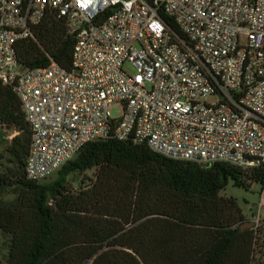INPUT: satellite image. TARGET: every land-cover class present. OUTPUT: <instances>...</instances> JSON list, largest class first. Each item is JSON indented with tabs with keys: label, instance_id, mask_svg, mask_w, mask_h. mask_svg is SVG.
Here are the masks:
<instances>
[{
	"label": "built area",
	"instance_id": "2783aa9c",
	"mask_svg": "<svg viewBox=\"0 0 264 264\" xmlns=\"http://www.w3.org/2000/svg\"><path fill=\"white\" fill-rule=\"evenodd\" d=\"M50 12L72 40L71 66L24 69L16 44ZM0 85L30 131V182L107 138L171 160L264 171V0H0ZM260 186L246 221L251 260L264 255Z\"/></svg>",
	"mask_w": 264,
	"mask_h": 264
},
{
	"label": "trees",
	"instance_id": "16d2710c",
	"mask_svg": "<svg viewBox=\"0 0 264 264\" xmlns=\"http://www.w3.org/2000/svg\"><path fill=\"white\" fill-rule=\"evenodd\" d=\"M164 23L178 36L170 18ZM72 40L50 12L34 27L33 39L16 44L24 69L50 61L71 66ZM0 126L13 128L7 152L21 170L0 173V231L9 235L5 264H249L252 232L232 197L220 196L229 182L246 187L241 169L165 158L130 139L85 144L57 171L54 181H27L24 165L30 131L17 98L0 85ZM95 169L89 184L67 188L69 174ZM249 179H264L261 169ZM18 193L12 202L2 197Z\"/></svg>",
	"mask_w": 264,
	"mask_h": 264
},
{
	"label": "rangeland",
	"instance_id": "374dc122",
	"mask_svg": "<svg viewBox=\"0 0 264 264\" xmlns=\"http://www.w3.org/2000/svg\"><path fill=\"white\" fill-rule=\"evenodd\" d=\"M123 69L129 74H132L133 72L129 65H124ZM111 113L112 116H117L118 108L113 107ZM17 133L18 132L13 130V128L0 126V173H4L10 178L13 177L14 174H20L21 172V170L17 168V165L11 160L9 153L7 152V147L10 145L11 138ZM242 172L244 180L248 186L235 187L231 182H229L219 194L223 197H232L236 201L245 221H249L252 216L257 213V204L259 202V191L261 186L259 182H253L249 179L250 172ZM94 175L95 169L87 170L82 173L69 174L66 177L67 188L71 192H77L78 190L87 186L89 181L94 178ZM56 176L57 172L41 181L40 184H49L55 180ZM17 193V189L9 190L8 194L2 197V200L6 203L12 202L15 200ZM8 245L9 235L0 231V264H5L6 262ZM255 247L258 248L257 246ZM251 248H253V244ZM262 256L264 255L258 256L255 253L252 257V260L250 259L249 264H264V257Z\"/></svg>",
	"mask_w": 264,
	"mask_h": 264
},
{
	"label": "water",
	"instance_id": "95a60500",
	"mask_svg": "<svg viewBox=\"0 0 264 264\" xmlns=\"http://www.w3.org/2000/svg\"><path fill=\"white\" fill-rule=\"evenodd\" d=\"M77 156V154L75 155ZM205 165H209V164H205ZM251 227V223L250 222H244L241 226H240V231H243V230H247ZM87 263H90L89 261H86L84 262L83 264H87Z\"/></svg>",
	"mask_w": 264,
	"mask_h": 264
}]
</instances>
